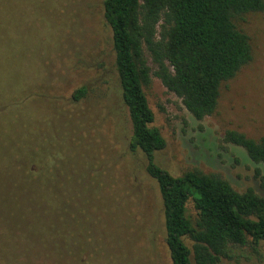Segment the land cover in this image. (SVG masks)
Wrapping results in <instances>:
<instances>
[{
	"label": "rangeland",
	"instance_id": "rangeland-1",
	"mask_svg": "<svg viewBox=\"0 0 264 264\" xmlns=\"http://www.w3.org/2000/svg\"><path fill=\"white\" fill-rule=\"evenodd\" d=\"M102 2L15 1L13 44L0 55V96H21L10 104L14 113L2 103L3 120L24 122L28 139L17 142L35 151L40 146L75 215L72 220L55 207L29 213L26 203L2 207L0 264H171L158 186L146 173L144 155L128 148L130 123ZM234 23L249 39L252 60L221 85L212 116L193 119L153 76L144 87L152 127L165 141L154 160L174 177L196 170L221 177L239 193L250 188L264 198V166L222 140L226 131L253 140L264 136V10ZM81 87L83 99L71 101ZM187 213L196 215L192 202ZM39 216L49 230L67 225L64 231L77 243L74 255H62L59 244L39 236ZM185 244L191 248L189 240ZM260 251V261L224 264H264V244Z\"/></svg>",
	"mask_w": 264,
	"mask_h": 264
},
{
	"label": "trees",
	"instance_id": "trees-1",
	"mask_svg": "<svg viewBox=\"0 0 264 264\" xmlns=\"http://www.w3.org/2000/svg\"><path fill=\"white\" fill-rule=\"evenodd\" d=\"M15 1L0 0V55L13 44ZM102 10L110 30L116 81L130 123L128 148L144 155L146 173L158 186L171 264H224L245 258L260 261L264 198L250 188L239 193L217 175L194 170L174 177L160 168L154 156L164 149L165 141L152 127L154 115L144 87L153 76L193 119L212 116L221 85L252 60L249 39L234 21L262 12L264 0H103ZM85 94L81 87L72 93L71 101L79 102ZM20 96H0V210L8 204L22 207L26 203L28 212L38 214L46 208L47 213L49 207H55L68 212L73 220L75 211L64 186L59 185L56 168L43 162L40 146L35 151L17 142L28 139L24 122L3 120L2 107L6 106L2 103L7 101L9 112L14 113L10 104ZM222 140L240 147L249 160L264 166V136L253 140L226 131ZM189 202L196 211L193 219L187 213ZM10 213L15 217L11 208ZM42 218L37 219L42 225L39 236L50 239L54 246L59 244L62 255L72 253L77 243L64 231L67 225L49 230ZM185 240L192 243L191 248Z\"/></svg>",
	"mask_w": 264,
	"mask_h": 264
}]
</instances>
